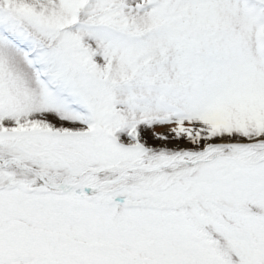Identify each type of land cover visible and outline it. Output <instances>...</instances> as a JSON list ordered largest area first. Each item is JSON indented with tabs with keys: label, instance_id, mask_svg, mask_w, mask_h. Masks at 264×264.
Returning <instances> with one entry per match:
<instances>
[{
	"label": "snow or ice",
	"instance_id": "1",
	"mask_svg": "<svg viewBox=\"0 0 264 264\" xmlns=\"http://www.w3.org/2000/svg\"><path fill=\"white\" fill-rule=\"evenodd\" d=\"M0 264H264V0H0Z\"/></svg>",
	"mask_w": 264,
	"mask_h": 264
}]
</instances>
